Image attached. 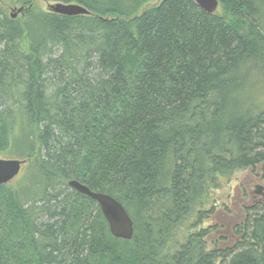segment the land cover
<instances>
[{"label":"trees","instance_id":"1","mask_svg":"<svg viewBox=\"0 0 264 264\" xmlns=\"http://www.w3.org/2000/svg\"><path fill=\"white\" fill-rule=\"evenodd\" d=\"M33 1L0 0V154L28 160L0 184V264H264V201L205 224L224 179L264 178V0ZM73 179L119 200L133 238Z\"/></svg>","mask_w":264,"mask_h":264},{"label":"water","instance_id":"2","mask_svg":"<svg viewBox=\"0 0 264 264\" xmlns=\"http://www.w3.org/2000/svg\"><path fill=\"white\" fill-rule=\"evenodd\" d=\"M200 7L208 13H214L220 5V0H195ZM25 7H15L12 9L11 16L16 18L18 14H23ZM49 10L55 13L74 16L90 14V11L77 3L54 2L50 4ZM27 159L21 158H3L0 157V184H8L15 179L21 172ZM69 186L81 194H84L95 200L106 218L110 231L113 236L123 239H132L134 236V221L125 206L113 196L97 192L90 189L87 185L78 180H70ZM264 186L257 185L255 192L263 194Z\"/></svg>","mask_w":264,"mask_h":264},{"label":"rangeland","instance_id":"3","mask_svg":"<svg viewBox=\"0 0 264 264\" xmlns=\"http://www.w3.org/2000/svg\"><path fill=\"white\" fill-rule=\"evenodd\" d=\"M161 0H150L143 5V9L152 7L160 3ZM54 2L48 0H34L35 7L42 10H49L50 4ZM220 10V5L216 11ZM10 12L12 10L9 9ZM215 11V12H216ZM19 17H24L21 13ZM255 92H257L255 90ZM259 93V92H257ZM261 97L264 101V93L261 92ZM0 157H8L7 154L1 153ZM25 166V165H24ZM23 166V167H24ZM24 169V168H23ZM23 169L21 172H23ZM264 186V178L262 168L257 169H243L235 171L229 179H224L218 188L211 190V197L208 200L207 208L213 207V212L207 214L209 218L206 219L205 224L223 225L227 230L234 227L238 223L245 211V207L252 206L258 201H264V196L255 192L256 186Z\"/></svg>","mask_w":264,"mask_h":264},{"label":"flooded vegetation","instance_id":"4","mask_svg":"<svg viewBox=\"0 0 264 264\" xmlns=\"http://www.w3.org/2000/svg\"><path fill=\"white\" fill-rule=\"evenodd\" d=\"M263 194H264V189L262 190Z\"/></svg>","mask_w":264,"mask_h":264},{"label":"bare ground","instance_id":"5","mask_svg":"<svg viewBox=\"0 0 264 264\" xmlns=\"http://www.w3.org/2000/svg\"><path fill=\"white\" fill-rule=\"evenodd\" d=\"M204 10V9H203ZM82 183V182H81ZM84 184V183H83ZM86 185V184H85Z\"/></svg>","mask_w":264,"mask_h":264}]
</instances>
